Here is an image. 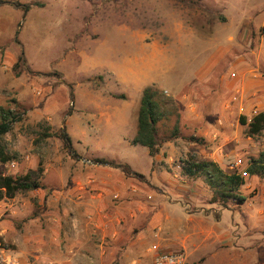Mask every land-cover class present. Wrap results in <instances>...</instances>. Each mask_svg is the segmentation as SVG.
Listing matches in <instances>:
<instances>
[{
    "label": "rangeland",
    "instance_id": "rangeland-1",
    "mask_svg": "<svg viewBox=\"0 0 264 264\" xmlns=\"http://www.w3.org/2000/svg\"><path fill=\"white\" fill-rule=\"evenodd\" d=\"M5 1L10 4L0 5V113L10 108L18 118L0 138V147L16 155L18 164L0 161V174L33 171L44 188L0 202V235L8 245L0 249V264H64L58 259L60 249H51L44 240L57 230L62 214L58 190L68 187L78 158L106 160L115 171V164H128L145 175L132 177L135 181L162 195L167 173L177 177L176 164L200 158L192 144L207 154L234 151L245 159L264 150V135L250 138L238 123L244 115L241 107L247 106L249 116L264 108V91L243 97L242 90L220 87L215 100L226 94L232 104L228 113L212 110V97L207 104L203 99L200 111L221 119L224 129H215L210 141L193 134L174 140L176 160L162 162L156 173L161 188L149 175V149L132 144L142 92L149 85L173 99L183 81L197 79L211 65L214 74L220 72L218 78L232 72L237 77L239 69L231 62L240 57L251 64L252 78L264 81V0ZM22 52L25 61L16 65ZM63 129L71 138L69 149L61 137ZM45 133L53 136L43 137ZM233 162L228 157L225 163L230 167ZM246 181L242 192L250 197L249 204L241 209L232 203L229 208L236 212L224 210L221 222L212 219L233 230H238L233 222L240 224L246 235L240 233L241 244L224 237L207 241L203 251H168H184L187 264L213 262V252L219 249H225L220 257L225 259L235 246L252 254L245 257L258 256L264 249L259 236L263 230L258 206L253 209L250 202L264 208V177L248 176ZM145 200L152 202V195ZM151 209L152 215L158 207ZM154 258L147 264H154Z\"/></svg>",
    "mask_w": 264,
    "mask_h": 264
},
{
    "label": "crops",
    "instance_id": "crops-1",
    "mask_svg": "<svg viewBox=\"0 0 264 264\" xmlns=\"http://www.w3.org/2000/svg\"><path fill=\"white\" fill-rule=\"evenodd\" d=\"M240 58H235L231 62V67L239 69L237 77L234 72L229 77L225 74L219 78L216 77L220 72L214 74L212 65L208 67L212 63L209 61L204 64L208 68L199 74L197 79L190 78L181 83L179 87L183 88L176 92L174 97L183 112L180 121L181 133L178 138L163 142L158 153L152 157L149 175L154 185L159 188L164 185L156 178L159 165L162 162L171 164L176 160L177 151L174 140L193 134L210 141L215 129H218L217 131L224 129L219 125L220 122L224 126L221 119H212L200 111V103L203 99H208L206 104L211 100L209 104V106L212 105L211 109H219L224 115L231 109L232 104L226 94L221 100H215L220 96V91L217 93L215 91L217 87L224 91L237 88L238 91L242 90L243 97L250 94V91L255 94L264 91V81L259 78L254 80L251 64L243 59L244 57L242 60ZM207 97L212 99L209 100ZM240 110L250 122L254 115L249 116L247 106L241 107ZM260 112H264L263 107L259 108ZM238 123L240 127L246 128L240 123V119ZM192 146H195L194 149L200 156L198 160L213 161L226 173L237 171L245 176L246 180L248 161L260 153L245 159L240 154H234V151L220 156L219 153L207 154L204 148L195 144ZM228 157L234 158L233 165L230 167L225 163ZM78 159V164L68 181V187L58 190L57 206L62 214L58 219L57 230L50 238L47 237L46 241L44 240L51 249H60L58 259L64 264H76V261H82L83 264H105L106 262L108 264H147L148 258L155 257L159 251L170 252L168 250L184 248L191 253L198 252L207 241L215 238L225 237L230 241L238 240L241 244L240 224L233 222L232 225L236 223L235 226L238 228L233 230L230 224L228 227L225 225L220 227L212 222V219L221 222L223 211H231L229 206L232 203L229 202L227 206L222 207L219 203L213 202L212 191L203 180L182 174L179 167L182 161L176 164L179 171L174 174L177 176L175 179L172 176L168 177L170 173H167L164 181L167 191L158 195L152 193L146 185L126 176L120 168H118L119 171L112 170L111 163L83 157ZM131 170L137 173L132 168ZM146 195H152L153 201H146ZM248 202L249 199L245 204ZM250 204L254 205L253 209L258 206L257 215L261 217L262 225L260 230H263L260 231L259 236L261 241H264V208L256 203L250 202ZM152 207H158V210L151 215ZM232 212L236 211L232 210ZM251 214L253 215V212ZM243 226L247 228L246 224ZM250 233L253 234L254 230ZM234 248L236 250L225 253L227 257L221 258L222 260L221 252L225 249L214 251L212 257L214 261L207 264H264V249H261L258 256L248 258L245 256L252 254L238 251L237 249L240 248L237 246ZM227 258L228 262H226Z\"/></svg>",
    "mask_w": 264,
    "mask_h": 264
},
{
    "label": "trees",
    "instance_id": "trees-1",
    "mask_svg": "<svg viewBox=\"0 0 264 264\" xmlns=\"http://www.w3.org/2000/svg\"><path fill=\"white\" fill-rule=\"evenodd\" d=\"M10 4L9 1L0 0V5ZM16 5H20L17 3ZM25 10L27 7L24 6ZM25 61L24 52L18 57L16 65ZM179 106L175 99L167 98L163 91L154 85H149L143 89L140 106L138 110L137 132L132 140V144L140 145L149 149L150 156L154 157L159 147L166 140H173L180 136ZM0 138L10 131L11 124L16 121L18 115L15 111L2 109L0 113ZM240 123L247 128V134L253 138L264 135V112L257 113L248 122L245 116L240 117ZM61 137L66 142L69 149L71 138L62 130ZM49 133L43 137H50ZM17 158L16 155H9L0 147V161L11 163ZM98 162H107L97 159ZM112 164V163H111ZM181 172L184 176L203 180L211 189L213 202L219 203L222 207L229 202L242 206L249 196L242 192L246 185V177L239 172L226 173L218 164L208 160H198L193 157L181 162ZM128 177H143L132 172L129 165L115 164ZM246 174L250 177H264V150L257 156L251 157L247 163ZM44 188L42 182L33 177V171L24 175H2L0 174V202L6 199H14L19 193L33 191ZM5 238L0 235V249L7 248Z\"/></svg>",
    "mask_w": 264,
    "mask_h": 264
},
{
    "label": "built area",
    "instance_id": "built-area-1",
    "mask_svg": "<svg viewBox=\"0 0 264 264\" xmlns=\"http://www.w3.org/2000/svg\"><path fill=\"white\" fill-rule=\"evenodd\" d=\"M17 162L13 161L11 166H17ZM181 167V165L179 166ZM186 255L184 252H158L154 258V264H186Z\"/></svg>",
    "mask_w": 264,
    "mask_h": 264
}]
</instances>
